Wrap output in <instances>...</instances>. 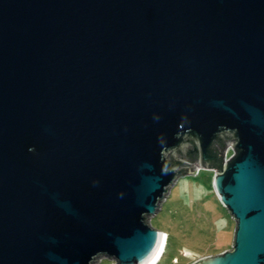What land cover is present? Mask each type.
Listing matches in <instances>:
<instances>
[{"label": "water", "instance_id": "1", "mask_svg": "<svg viewBox=\"0 0 264 264\" xmlns=\"http://www.w3.org/2000/svg\"><path fill=\"white\" fill-rule=\"evenodd\" d=\"M198 169L264 264V0H0V264H157Z\"/></svg>", "mask_w": 264, "mask_h": 264}, {"label": "rangeland", "instance_id": "2", "mask_svg": "<svg viewBox=\"0 0 264 264\" xmlns=\"http://www.w3.org/2000/svg\"><path fill=\"white\" fill-rule=\"evenodd\" d=\"M210 174L180 177L150 218L151 226L169 237L170 247L157 264H192L230 250L234 223L213 194ZM99 264L112 263L100 259Z\"/></svg>", "mask_w": 264, "mask_h": 264}, {"label": "trees", "instance_id": "3", "mask_svg": "<svg viewBox=\"0 0 264 264\" xmlns=\"http://www.w3.org/2000/svg\"><path fill=\"white\" fill-rule=\"evenodd\" d=\"M185 144H187V149L184 152L182 150L177 151V155L183 156L184 159L189 164H193L199 158V155L194 150L195 142L194 141H186ZM205 171L209 172L210 170H205ZM210 175H212V173ZM183 177H186V176H183ZM183 177H181V178H183ZM169 247H170L169 246V237H167V241H166V245H165V249H164L163 255L165 254V252L167 253V249Z\"/></svg>", "mask_w": 264, "mask_h": 264}, {"label": "built area", "instance_id": "4", "mask_svg": "<svg viewBox=\"0 0 264 264\" xmlns=\"http://www.w3.org/2000/svg\"><path fill=\"white\" fill-rule=\"evenodd\" d=\"M232 155V152L230 149H228L226 152H225V156H224V160H226L228 157H230ZM183 161H185V163L189 164L186 160L183 159ZM189 165H192V164H189ZM203 169H198L196 171V173H198L199 171H202ZM210 172L212 173L213 175V171L210 170Z\"/></svg>", "mask_w": 264, "mask_h": 264}, {"label": "bare ground", "instance_id": "5", "mask_svg": "<svg viewBox=\"0 0 264 264\" xmlns=\"http://www.w3.org/2000/svg\"><path fill=\"white\" fill-rule=\"evenodd\" d=\"M165 235H166V234H165ZM166 238H167V237L165 236V239H166ZM164 241H165V240H164ZM166 241H167V240H166ZM165 243H166V242H165ZM161 256H162V255H161ZM158 258H159V257H158ZM158 258H157V259H158ZM155 262H156V261H155Z\"/></svg>", "mask_w": 264, "mask_h": 264}]
</instances>
